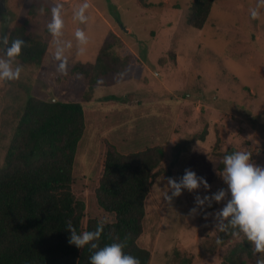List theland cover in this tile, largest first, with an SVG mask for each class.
<instances>
[{"label": "rangeland", "instance_id": "obj_1", "mask_svg": "<svg viewBox=\"0 0 264 264\" xmlns=\"http://www.w3.org/2000/svg\"><path fill=\"white\" fill-rule=\"evenodd\" d=\"M52 1L61 8L62 27L59 36L52 34L44 61L28 64L15 57L13 68L22 66L19 78L0 79V167L30 95L82 102L88 128L78 160L87 181L94 176L99 140L112 139L119 123L127 127L113 138L118 143L124 145L138 127L167 144L149 210V216L162 213L151 264H172L183 255L192 256V264H221L227 249L246 237L218 246L215 213L226 201L199 206L196 197L227 188L218 175L225 152H249L264 167V7L257 19L250 14L261 0H215L202 29L187 23L191 0ZM24 2L0 0V35H9ZM41 21L43 32L48 20ZM78 30L87 43L79 42ZM106 38L114 40V54L130 55V68L122 76H102L91 89L73 68L94 63ZM5 51L0 44V57ZM178 143L185 149L169 175ZM187 168L210 188L185 189L169 201L168 178L179 180ZM258 258L252 253L239 264H256Z\"/></svg>", "mask_w": 264, "mask_h": 264}, {"label": "trees", "instance_id": "obj_2", "mask_svg": "<svg viewBox=\"0 0 264 264\" xmlns=\"http://www.w3.org/2000/svg\"><path fill=\"white\" fill-rule=\"evenodd\" d=\"M214 2L191 0L188 25L202 29ZM54 8L60 13V6L52 0H25L8 35L9 45L17 38L25 41L17 56L22 62L40 65L44 61ZM42 18L48 20L43 32ZM114 43L106 38L94 63L74 66L75 73L88 78L91 89L102 76H122L129 70L130 55L114 54ZM86 112L79 101L27 98L0 167V264H90V256L98 250L92 243L99 248L114 242L122 243L124 252L138 258L140 264H151L162 213L149 216V210L167 144L155 142L156 137L138 127L131 139L126 136L128 142L118 143L113 138L122 126L127 127L119 123L112 139L99 140L94 176L87 181L78 160L88 128ZM207 131L199 138L204 140ZM184 149L185 143L173 147L169 175ZM104 220L107 223L99 240L83 249L68 243V221L82 233L95 230ZM233 231L230 227L220 230L216 244L224 246L234 240ZM146 233L150 234L147 242ZM227 250L221 264H239L253 253L246 238ZM192 263V256L183 255L172 264Z\"/></svg>", "mask_w": 264, "mask_h": 264}, {"label": "clouds", "instance_id": "obj_3", "mask_svg": "<svg viewBox=\"0 0 264 264\" xmlns=\"http://www.w3.org/2000/svg\"><path fill=\"white\" fill-rule=\"evenodd\" d=\"M264 7V0L260 5L250 9L253 19L260 15V9ZM81 21L84 16H79ZM62 20L59 16V9H53L52 22L49 24V30L54 36L61 34ZM76 37L81 44L87 43L85 34L78 30ZM0 44L7 45L5 57H0V79L19 78L22 66L13 68V59L19 56L25 44L23 39H14L9 45L7 35H0ZM59 58V57H58ZM59 70L65 71L64 63H61ZM224 168L218 175L221 176L226 189H219L211 196L201 198L196 197V203L203 206L207 203L211 206L212 201L217 203L226 201L223 207L216 211L215 218L218 221L216 227L221 231H226L229 227L233 229L232 235L239 237L241 233L250 242L253 254H259L256 264H264V167H260L252 162V154L246 151H234L223 159ZM167 185L170 188L171 195L166 194V199L171 201L173 197H178L183 190L194 192L201 185L204 188H210L208 181L198 176L191 168L185 169L184 174L177 180L169 177ZM230 193V198H228ZM195 211V209H193ZM106 220L98 222L95 230L78 233L71 221H68L65 230L70 233L68 243L83 249L90 242L100 239ZM93 249H98L90 256V264H140L138 258L124 252L122 243L106 244L99 247L92 243Z\"/></svg>", "mask_w": 264, "mask_h": 264}]
</instances>
